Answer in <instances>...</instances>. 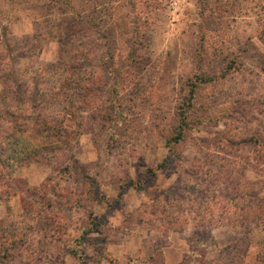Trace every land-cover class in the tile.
Segmentation results:
<instances>
[{
    "label": "rangeland",
    "instance_id": "obj_1",
    "mask_svg": "<svg viewBox=\"0 0 264 264\" xmlns=\"http://www.w3.org/2000/svg\"><path fill=\"white\" fill-rule=\"evenodd\" d=\"M62 117L58 153L13 181L0 166V264L204 248L246 264L264 230V0H0V128Z\"/></svg>",
    "mask_w": 264,
    "mask_h": 264
},
{
    "label": "trees",
    "instance_id": "obj_2",
    "mask_svg": "<svg viewBox=\"0 0 264 264\" xmlns=\"http://www.w3.org/2000/svg\"><path fill=\"white\" fill-rule=\"evenodd\" d=\"M202 81H207V77L201 78ZM194 92L191 91V97H193ZM71 113H67L66 115H70ZM181 124L183 125L187 121V114L185 110H181ZM7 116L13 119H16L18 116L16 113L7 112ZM19 118V117H18ZM37 122H41L46 127H48V130L45 134L38 136L31 134L23 125L18 124L17 122L12 121L10 125L4 128H0V166L3 172H5V176L10 179H15V172L19 164L27 162L31 158L43 153L46 150H50L53 152H57L62 148V145L64 144V140L56 135H52L51 132H55L59 134L61 130L63 129V120L64 117L61 118V120H56L55 124L49 123L50 120H42L39 118H36ZM181 127V126H179ZM181 129V128H180ZM183 134V130H179L177 136L173 137L171 141L178 142V140L181 138V135ZM69 169V167H68ZM70 170V169H69ZM85 177H89L84 175ZM130 184H134V182H130ZM262 215V214H261ZM2 223L4 221L2 220L0 224V237L1 233L3 232ZM91 224H93L96 228L97 223L95 221H91ZM86 229V228H85ZM86 230H84V233ZM82 232V235L84 234ZM6 242V241H5ZM209 243L206 241V244ZM11 247V246H10ZM6 255V254H5ZM240 259H244V254H239ZM3 255H0V260L2 259ZM206 254H205V248L201 250L200 255L195 254V256H190L189 260L191 263H198V264H207L209 261L206 260ZM186 262V261H184ZM161 264H164L163 257ZM240 263V262H238ZM182 264V263H180ZM184 264V263H183ZM186 264V263H185ZM212 264V263H208Z\"/></svg>",
    "mask_w": 264,
    "mask_h": 264
},
{
    "label": "crops",
    "instance_id": "obj_3",
    "mask_svg": "<svg viewBox=\"0 0 264 264\" xmlns=\"http://www.w3.org/2000/svg\"><path fill=\"white\" fill-rule=\"evenodd\" d=\"M255 232L256 236L248 252L246 264H264V230L256 229ZM260 232L263 233L262 236Z\"/></svg>",
    "mask_w": 264,
    "mask_h": 264
}]
</instances>
